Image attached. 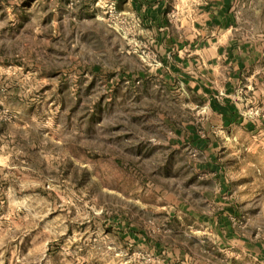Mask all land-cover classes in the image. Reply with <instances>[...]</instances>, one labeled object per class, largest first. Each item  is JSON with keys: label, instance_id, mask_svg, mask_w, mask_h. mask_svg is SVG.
<instances>
[{"label": "rangeland", "instance_id": "rangeland-1", "mask_svg": "<svg viewBox=\"0 0 264 264\" xmlns=\"http://www.w3.org/2000/svg\"><path fill=\"white\" fill-rule=\"evenodd\" d=\"M81 4L0 0V264H177L155 250L168 234L154 207L169 193L200 197L205 157L184 140L200 117L154 81L141 93L124 81L113 88L112 66L134 50L114 53L101 28L81 35L61 26L60 12L73 24ZM90 4L127 37L121 19ZM239 30L260 53L236 94L254 127L226 130L214 153L241 226L264 236V0H250ZM130 223L147 242L122 234ZM197 252L234 264L219 250Z\"/></svg>", "mask_w": 264, "mask_h": 264}, {"label": "crops", "instance_id": "crops-1", "mask_svg": "<svg viewBox=\"0 0 264 264\" xmlns=\"http://www.w3.org/2000/svg\"><path fill=\"white\" fill-rule=\"evenodd\" d=\"M90 1L82 0L81 8L73 13V24L69 21L72 13L62 10L59 19L65 18L61 26L72 32L82 27L81 35L101 28L114 53L127 47L134 50V55L123 56L112 66V87L118 88L124 81L130 92L141 93L154 81L162 92L188 99V107L200 117L187 124L184 139L205 157L201 166L207 167L203 173L206 179L200 197L169 193L154 207L158 212L155 218L164 219L165 238L178 237L157 239L155 250L163 256L176 255L177 264H185L184 258L187 264H215L197 254L206 248L223 252L234 264H264V236L241 226L240 205L229 195V180L214 153L226 130L237 125L246 131L254 127L240 109L243 104L236 101L239 89L254 77L250 71L260 56L258 44L239 30L241 11L250 0H115L118 11L139 23L127 37L96 19ZM173 12L176 18H171ZM65 32L60 28L59 34ZM232 118L236 121L229 123ZM200 127L206 133H201ZM200 201L209 202V208ZM122 234L132 240H148L145 231L131 223Z\"/></svg>", "mask_w": 264, "mask_h": 264}, {"label": "built area", "instance_id": "built-area-1", "mask_svg": "<svg viewBox=\"0 0 264 264\" xmlns=\"http://www.w3.org/2000/svg\"><path fill=\"white\" fill-rule=\"evenodd\" d=\"M95 6L103 9L104 13L107 14L109 18L116 20L121 19L124 25V32L129 36H131V34H133L139 26L138 21H134L132 23L120 11H118L115 0H95ZM171 18H176V12L171 13ZM113 24L117 25L118 22H113Z\"/></svg>", "mask_w": 264, "mask_h": 264}, {"label": "trees", "instance_id": "trees-1", "mask_svg": "<svg viewBox=\"0 0 264 264\" xmlns=\"http://www.w3.org/2000/svg\"><path fill=\"white\" fill-rule=\"evenodd\" d=\"M236 120L234 118L229 120V123L235 122Z\"/></svg>", "mask_w": 264, "mask_h": 264}]
</instances>
